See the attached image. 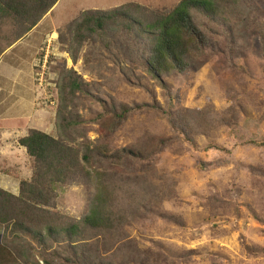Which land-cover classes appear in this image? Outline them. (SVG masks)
<instances>
[{
	"label": "rangeland",
	"instance_id": "374dc122",
	"mask_svg": "<svg viewBox=\"0 0 264 264\" xmlns=\"http://www.w3.org/2000/svg\"><path fill=\"white\" fill-rule=\"evenodd\" d=\"M178 2L59 0L20 38L12 19L0 24L1 52L18 43L14 60L0 63V109L16 121L4 133L10 145L0 152V171L8 177L0 175V188L17 195L30 179L32 160L18 139L37 129L99 151L88 165L109 176L124 222L98 242L105 263L264 264V147L251 143L264 139V0H238L215 22L193 11L207 39L203 56L181 73L161 72L160 81L143 65L147 47L138 35L131 41L115 32L71 49L69 26L83 11L128 3L170 10ZM66 69L82 82L74 105L59 94ZM61 104L79 119L67 134L59 129ZM7 178L8 189L1 187ZM56 192L55 211L77 221L94 189L82 179ZM3 234L0 225V243ZM25 248L30 264H46L35 243ZM43 257L67 264L51 250Z\"/></svg>",
	"mask_w": 264,
	"mask_h": 264
},
{
	"label": "trees",
	"instance_id": "16d2710c",
	"mask_svg": "<svg viewBox=\"0 0 264 264\" xmlns=\"http://www.w3.org/2000/svg\"><path fill=\"white\" fill-rule=\"evenodd\" d=\"M58 1L0 0V24L12 19L19 30L17 38H20L35 27ZM238 3V0H179L170 10H153L134 3L108 12L86 10L69 26L74 44L71 49L76 52L87 40L111 36L115 32L126 33L131 41L138 35L145 39L143 45L147 47L143 65L153 78L160 81L161 72L174 70L181 73L197 66L203 56L207 39L194 23L192 12L215 22L218 18L225 20L232 11L230 9ZM125 48L131 47L126 45ZM81 84L73 70H63L58 86L61 100L74 105ZM73 110L68 109L67 104H61L57 113L59 129L65 134L79 123ZM124 112L126 108L120 116H124ZM60 138L29 129L18 139V144L25 148L32 160L33 171L30 179L19 182L17 195L0 188V225L4 229L0 264H30L29 248L26 249L25 245L31 242L39 248L34 253L46 264H50L43 257L47 250L67 264H109L101 258L98 242L106 241L108 235L112 239L123 230L124 223L122 211L114 210L110 198V178L88 165L99 155L96 148L86 146L79 149ZM251 143L264 147V139L251 140ZM82 179L93 185L94 194L88 212L76 221L55 211L54 202L59 185ZM32 264L39 263L34 261Z\"/></svg>",
	"mask_w": 264,
	"mask_h": 264
},
{
	"label": "crops",
	"instance_id": "0c3cea01",
	"mask_svg": "<svg viewBox=\"0 0 264 264\" xmlns=\"http://www.w3.org/2000/svg\"><path fill=\"white\" fill-rule=\"evenodd\" d=\"M45 17H43L44 19ZM42 19V20H43ZM41 20V21H42ZM40 23V22H39ZM18 43L15 45L17 46ZM15 46H11L9 48H6L4 49L2 52H1V55H0V63L3 62L4 60H7L8 57H12L14 55V50L13 48ZM12 60H14V57H12ZM1 74H0V78H1ZM12 118V119H11ZM16 122L15 119L12 117V114H10V112L4 114V112H2V109H0V152H5L6 149L9 150V148L7 147V145H10V141L8 140V137L7 135H4L5 132L8 131V129H10V127L8 128L7 126V123L8 124H11V123H14ZM27 133V132H26ZM25 133V134H26ZM24 133L21 135V136H24L25 135ZM16 144H17V141H15ZM19 146V145H18ZM17 146V147H18ZM16 147V149H17ZM12 148V147H11ZM19 151L23 152V154H26V151H25V148L22 147V146H19ZM27 156V155H26ZM0 175L2 177H8L6 175H4V173L2 171H0ZM13 179L12 178H7L6 180H4V185H1V187L3 188H9L10 185H11V181Z\"/></svg>",
	"mask_w": 264,
	"mask_h": 264
}]
</instances>
